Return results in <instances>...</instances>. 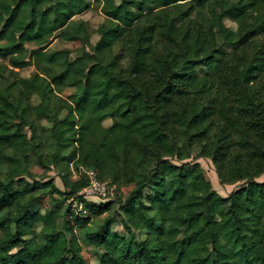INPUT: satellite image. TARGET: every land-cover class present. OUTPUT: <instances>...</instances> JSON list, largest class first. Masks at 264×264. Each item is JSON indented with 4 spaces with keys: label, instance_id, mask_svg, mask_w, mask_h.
I'll return each mask as SVG.
<instances>
[{
    "label": "trees",
    "instance_id": "obj_1",
    "mask_svg": "<svg viewBox=\"0 0 264 264\" xmlns=\"http://www.w3.org/2000/svg\"><path fill=\"white\" fill-rule=\"evenodd\" d=\"M100 1L107 22L95 29L99 38L92 43L90 26L73 18L86 0H0V58L6 63H0V264H91L75 227L99 216L87 236L100 249L94 264H264V181L249 178L222 196L198 162L177 165L170 158L189 156L195 141L209 133L206 127L194 128L207 115L187 118L183 98L170 108L177 93L184 85L216 81L224 54L217 35L236 48L264 31V0H237L221 10L216 4L230 0ZM136 3L159 10L145 29L148 34L125 46L131 51L128 76L120 64L125 51L115 54L112 48L143 15L142 8H131ZM208 6L211 16L197 26L194 39L200 52L212 46L214 53L189 60L186 68L172 64L162 86L149 96L135 77L148 68L160 14L176 7L189 22L192 11L201 13ZM246 14L256 15L259 23L243 28ZM225 16L239 24L236 31L225 26ZM54 38L75 42L76 54L71 56L70 48L47 52ZM28 43L35 47L28 48ZM31 58L36 72L23 77L20 69ZM197 65L213 66V72L198 75ZM66 87L74 88L66 99L53 98ZM34 93L41 95L37 104L31 101ZM62 109L66 113L60 117ZM106 118L112 120L108 126L103 125ZM43 119L52 123L51 137L70 149L73 170L91 169L96 180L121 192L129 186L128 194L101 204L84 199L80 192L90 177L71 178L57 154L44 152ZM176 136L183 138L180 145L173 140ZM142 141L150 144V162L142 157ZM30 153L43 171L50 163L59 167L64 189L51 178L39 184L23 177ZM222 153L213 156L220 181L227 173L219 160ZM145 188L151 192L144 194ZM45 193L58 203L77 196L86 213L69 205H42L41 212ZM116 217L125 235L113 229ZM136 231L144 236L139 238Z\"/></svg>",
    "mask_w": 264,
    "mask_h": 264
},
{
    "label": "rangeland",
    "instance_id": "obj_2",
    "mask_svg": "<svg viewBox=\"0 0 264 264\" xmlns=\"http://www.w3.org/2000/svg\"><path fill=\"white\" fill-rule=\"evenodd\" d=\"M233 1L237 0L217 3L216 8L221 10ZM181 7L185 8V6ZM131 8L135 12L138 8H142L143 15L136 21L132 29L123 31L121 41L112 48L115 54L125 51L126 56L121 60L120 64L122 73L128 74V76L131 51L126 49L125 46L128 42L135 41L139 35L148 34L145 29L149 28L157 19L154 14L159 10V8H155L152 5H140L139 3L133 4ZM148 10H150L151 14H147ZM210 10L208 6L203 8L201 13L192 11L189 22L180 16V11L176 7H172L160 14V27L153 35V51L147 59L148 68L135 77L137 84L149 96L162 86L165 81L164 74L172 64L179 66L178 68L181 66L186 68L189 60L214 53L212 46H207L205 51L200 52L194 39L199 30L197 26L206 24L207 18L211 16ZM256 17L254 14H246L242 27L250 29L256 26L259 23L256 22ZM73 18L75 21H84L90 26L92 43H95L99 38V34L95 32V29L107 22L100 0H86L85 5L77 10ZM223 22L232 31L238 29L239 24L228 16L223 17ZM188 37H190L189 40ZM217 44H221L224 54L221 56L217 55L221 57V66L216 81L213 84L207 82L205 85H201L202 82H199L195 86L184 85L185 90L177 93L175 102L170 107L173 108L177 100L183 98L187 118L195 117L197 114L207 115L205 120L194 128L201 130L206 127L209 133L195 141L189 151V156L183 159H178L176 156H170V158L177 165H181L184 162L189 164L198 162L203 168L206 178L211 182L212 187L220 195L226 196L243 185L249 178L259 182L264 181V31L257 33L240 47H233L219 35H217ZM26 46L28 48L35 47L31 43L26 44ZM58 48H70L72 49L71 56H74L78 45L73 41L63 42L54 38L46 51L49 52L50 49ZM0 63L4 64L5 62L0 58ZM211 67L213 68V66ZM212 68H206L202 65L195 66L198 75L202 76L213 72L210 71ZM7 72V69H5V76H7ZM34 72H36V65L34 59L31 58V64L20 69V75L29 77ZM73 91V87H66L61 93H54L53 98L61 97L66 99ZM40 100V94L34 93L31 97L33 104H37ZM51 105L53 106V104ZM54 106H57L56 102ZM65 113L66 111L62 109L59 110L58 115L62 117ZM229 118L234 119V124L233 126L230 125L231 127L226 124L230 123ZM41 122L45 129L42 134L44 152L57 154V158L60 160L59 164L63 166L65 171L66 169L68 170L71 178H76L77 175L81 174L90 177L89 184L80 192L84 199L101 204L109 200L117 201L120 195L125 196L128 194L129 186L125 187L121 192L114 185L109 186L106 182H101L92 177L90 174H94V172H91V169L79 168L78 171L73 170L70 149L64 148L51 137L49 128L52 123L50 120L43 119ZM111 123L112 120L110 118L103 120V125L105 126ZM25 130L28 134L30 133L28 127ZM173 140L180 145L183 138L176 136ZM140 144L143 146L142 157L150 162V154L148 153L150 144L145 141L140 142ZM7 152L11 153V150H7ZM157 152L163 154L161 151ZM218 152H223L219 160L224 172H227L224 181H220L216 171L217 166L213 161V156ZM25 163L29 172L25 171L23 177L28 182H32L34 179L39 184H42V182L51 178L57 187L64 189L59 176L60 169L57 165L50 163L49 168L43 171L42 167L36 163L35 156L32 153L28 155V160ZM1 168L3 170L6 169L5 164H1ZM17 186L15 185L14 187L17 188ZM150 192L151 189L149 188L143 190L144 194ZM146 204L148 203L146 202ZM42 205L50 207L58 205L61 209L69 205L78 214L83 215L86 213V209L82 207L77 196H72L64 203H58L52 201L51 197L45 193L39 206L41 212L44 211ZM113 206L117 207V202ZM101 219L102 216H99L93 220L91 219L85 225L75 227L82 250L91 264L96 263V254L100 249L90 243L87 236L91 230L90 227L95 228L97 222H100ZM58 225H61L60 218ZM39 226L40 223H37L36 229ZM113 229L117 230L119 234L125 235L121 224L118 222V217L114 219ZM136 236L142 238L144 231H136Z\"/></svg>",
    "mask_w": 264,
    "mask_h": 264
},
{
    "label": "built area",
    "instance_id": "obj_3",
    "mask_svg": "<svg viewBox=\"0 0 264 264\" xmlns=\"http://www.w3.org/2000/svg\"><path fill=\"white\" fill-rule=\"evenodd\" d=\"M91 172H93V171H91ZM92 177H94V174H90ZM95 178V177H94Z\"/></svg>",
    "mask_w": 264,
    "mask_h": 264
}]
</instances>
